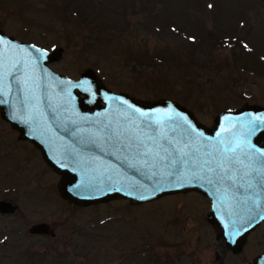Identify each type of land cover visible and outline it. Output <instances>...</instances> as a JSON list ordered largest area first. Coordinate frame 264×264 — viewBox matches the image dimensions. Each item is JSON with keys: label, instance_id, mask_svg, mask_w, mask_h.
Segmentation results:
<instances>
[{"label": "rangeland", "instance_id": "1", "mask_svg": "<svg viewBox=\"0 0 264 264\" xmlns=\"http://www.w3.org/2000/svg\"><path fill=\"white\" fill-rule=\"evenodd\" d=\"M0 31L46 50L48 66L142 102L169 99L209 127L243 105L264 107V0H0ZM60 175L0 114V264H252L264 223L234 254L197 192L131 204H69ZM46 223L55 236L31 235Z\"/></svg>", "mask_w": 264, "mask_h": 264}, {"label": "water", "instance_id": "2", "mask_svg": "<svg viewBox=\"0 0 264 264\" xmlns=\"http://www.w3.org/2000/svg\"><path fill=\"white\" fill-rule=\"evenodd\" d=\"M61 52L0 31L1 117L60 175L61 197L81 207L116 197L136 205L195 191L210 200L217 237L239 253L264 222V107L224 110L206 127L175 101L109 90L90 68L77 79L54 72L48 65ZM14 212L0 201V213ZM28 232L55 236L46 223ZM252 264H264V251Z\"/></svg>", "mask_w": 264, "mask_h": 264}, {"label": "snow or ice", "instance_id": "3", "mask_svg": "<svg viewBox=\"0 0 264 264\" xmlns=\"http://www.w3.org/2000/svg\"><path fill=\"white\" fill-rule=\"evenodd\" d=\"M3 101H0V103H2ZM134 111H138V110H135ZM141 115H144L143 113H141ZM170 118V117H169ZM187 123V121H185ZM146 147V146H145ZM146 154V153H145ZM169 175H173L172 173H169ZM178 175V173H177ZM141 199H145L146 197H140ZM261 219H264V216H261Z\"/></svg>", "mask_w": 264, "mask_h": 264}]
</instances>
